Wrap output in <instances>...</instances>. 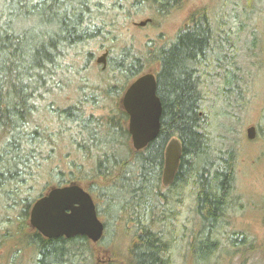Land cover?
Instances as JSON below:
<instances>
[{
    "label": "trees",
    "instance_id": "16d2710c",
    "mask_svg": "<svg viewBox=\"0 0 264 264\" xmlns=\"http://www.w3.org/2000/svg\"><path fill=\"white\" fill-rule=\"evenodd\" d=\"M117 2L0 0V222L20 218L17 233L36 250L33 264L93 262L92 244L83 235L46 239L26 229L35 200L49 187L69 183H80L94 201L96 197L97 213L105 217L104 234L112 227L110 244L124 249L128 264H170L178 207L192 184L201 227L188 242L190 254L203 262L216 252L214 234L229 206L235 157L233 151L216 154L200 113L207 81L220 76L218 69L224 66L220 54L229 35L222 37L223 27L201 9L168 45L140 48L127 43L118 44L117 50L122 38L119 15L113 12L120 6ZM177 5L178 0H134L122 9L133 14L135 6L149 7L162 16ZM35 18L41 27L56 29H43L38 36L31 35L27 25L22 31L12 25L14 19L30 23ZM94 39L108 42L106 67L100 72L106 87H76L73 105L53 106L50 100H55L56 92L73 84L68 65L61 70L63 60ZM148 70L155 75L161 102L160 128L155 139L136 151L127 145L128 117L119 100L126 86ZM96 99L108 109L98 117L86 114L83 107ZM171 138L180 141L181 156L173 181L165 188L164 149ZM43 174H49L52 183L38 187ZM99 197L114 207H100ZM6 237L0 231V249ZM113 258L106 264H117Z\"/></svg>",
    "mask_w": 264,
    "mask_h": 264
},
{
    "label": "rangeland",
    "instance_id": "374dc122",
    "mask_svg": "<svg viewBox=\"0 0 264 264\" xmlns=\"http://www.w3.org/2000/svg\"><path fill=\"white\" fill-rule=\"evenodd\" d=\"M119 1L120 3H117L120 6L113 9V12L119 15L122 30L117 50L121 47L118 44L127 43L140 48L143 46L146 48L147 45H168L175 39L179 30L189 25L191 14L201 9L206 10L213 23L223 27L225 34L222 37L229 35L230 40L228 43L223 40L224 51L220 57L224 66L218 69L220 76L211 77L207 81L204 88L206 99L201 105L200 113L216 154L227 155L229 151L234 152L232 192L227 199L229 206L227 204L224 216L216 225L214 236L217 238V248L214 256L203 262L193 259L188 242L201 225L194 212L195 187L189 184L185 189L183 202L178 207L170 264H264V0H178L179 7L178 5L172 7L171 12L162 16L153 14L149 7L138 6L133 8V14L131 11L128 14L122 8L134 0ZM146 18L151 20L144 26L135 25ZM12 25L17 31H22L27 25L30 34L38 36L43 29H56L55 26L41 27L37 18L30 23L14 19ZM74 51L77 54H74V57L71 54L65 57L61 69L66 71L64 66L68 65L73 84L70 88L66 87L56 92L53 96L55 100H50L53 106L65 108L73 105L74 96L77 94L76 87L98 90L106 87V77L100 74L101 64L96 62L99 55L104 51L108 52L106 39L88 41ZM225 51L227 53L224 55ZM226 61L228 64L225 65ZM114 84L110 83L111 86ZM120 85L121 83H116V86ZM253 87L259 96L253 91ZM100 99H96V103H85L83 105L85 113H92L98 117L108 112V109L102 108L105 102H101ZM107 102L110 104V101ZM250 126L255 128L253 139L246 136V130ZM67 137L68 134L64 136V141ZM127 145L129 148L132 147L130 138ZM53 163L56 161H49L48 164ZM42 176L36 185L42 187L43 183L48 182L45 186H50L52 183L50 175ZM46 191L47 189L43 194ZM97 201L102 208L114 207L111 203L105 202L104 198L99 197ZM98 216L100 220L105 221L104 216L101 214ZM19 219L9 218L6 222H0L1 234L7 235L1 244L0 264H33L37 257L36 250L29 245L26 246L21 235L17 233ZM25 223L27 231L32 232L29 217ZM104 235L105 240L101 241L102 244L91 242L94 254L92 264H106L113 258V249L116 250L113 260L117 264H128L124 249L117 250L110 244L112 227ZM242 239L243 244L240 243ZM127 243L123 244L124 248ZM235 249L239 250L233 253Z\"/></svg>",
    "mask_w": 264,
    "mask_h": 264
},
{
    "label": "water",
    "instance_id": "95a60500",
    "mask_svg": "<svg viewBox=\"0 0 264 264\" xmlns=\"http://www.w3.org/2000/svg\"><path fill=\"white\" fill-rule=\"evenodd\" d=\"M151 19L136 22L144 26ZM107 51L96 58L103 68L106 66ZM120 107L128 116L127 130L134 150H142L156 138L160 128L161 102L156 94V80L152 71H146L134 78L120 98ZM246 136L253 139L255 128H247ZM181 156V144L171 138L164 149L162 184L167 187L173 181ZM29 225L42 237L70 238L77 235L97 243L104 232L94 200L78 183L54 186L35 200L29 211Z\"/></svg>",
    "mask_w": 264,
    "mask_h": 264
},
{
    "label": "flooded vegetation",
    "instance_id": "af4514ba",
    "mask_svg": "<svg viewBox=\"0 0 264 264\" xmlns=\"http://www.w3.org/2000/svg\"><path fill=\"white\" fill-rule=\"evenodd\" d=\"M187 28V27H186ZM186 28L182 29V30H186ZM220 31H222L223 33L222 34H225L223 29H221ZM176 36V35H175ZM227 52L224 53V55L226 54ZM222 65H224V63H221ZM228 64V61L225 62V65ZM250 81V80H249ZM263 82H264V79H263ZM249 83V82H248ZM255 86V85H253ZM254 92L257 93V96H259V93L254 89V87L252 88ZM247 91L249 92V86L247 87ZM254 127V126H253Z\"/></svg>",
    "mask_w": 264,
    "mask_h": 264
},
{
    "label": "bare ground",
    "instance_id": "6f19581e",
    "mask_svg": "<svg viewBox=\"0 0 264 264\" xmlns=\"http://www.w3.org/2000/svg\"><path fill=\"white\" fill-rule=\"evenodd\" d=\"M211 30V29H210ZM213 34V33H212ZM211 38V37H210ZM213 42V41H212ZM218 43V42H217ZM213 44H214V42H213ZM220 45V44H219ZM220 47H221V45H220ZM223 47V46H222ZM210 49V48H209ZM217 49H219V48H217ZM222 49V48H221ZM218 51V50H217ZM201 58V57H200ZM202 59V58H201ZM196 64H198V63H196ZM202 64V63H201ZM199 86V85H198ZM110 201H111V199H110Z\"/></svg>",
    "mask_w": 264,
    "mask_h": 264
},
{
    "label": "snow or ice",
    "instance_id": "6c2138e0",
    "mask_svg": "<svg viewBox=\"0 0 264 264\" xmlns=\"http://www.w3.org/2000/svg\"><path fill=\"white\" fill-rule=\"evenodd\" d=\"M25 83H27V82H25ZM30 91H32L33 89H29Z\"/></svg>",
    "mask_w": 264,
    "mask_h": 264
}]
</instances>
